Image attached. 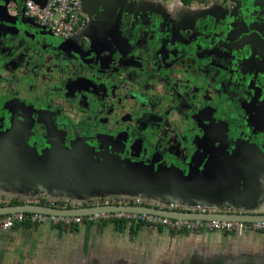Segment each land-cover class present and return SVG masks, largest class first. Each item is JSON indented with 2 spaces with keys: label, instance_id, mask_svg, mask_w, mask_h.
<instances>
[{
  "label": "crops",
  "instance_id": "1",
  "mask_svg": "<svg viewBox=\"0 0 264 264\" xmlns=\"http://www.w3.org/2000/svg\"><path fill=\"white\" fill-rule=\"evenodd\" d=\"M81 1L87 24L76 42L107 54L127 55L135 40L129 35V21H140L137 37L147 35L153 31L146 24L149 13L153 24L157 14L171 19L181 3ZM9 2L7 17L18 19L22 1ZM248 11L255 13L240 17ZM237 15L228 16L215 54L223 94L202 95L205 104L196 108L193 102L185 106L189 95L171 93L168 99L175 105L180 100L181 106L174 108L166 134L162 136L160 121L150 110L139 124L144 143L111 139L114 133L106 129L105 121L62 127L40 118L32 128L27 107L11 100L36 98L32 93L17 95L11 89L16 81L0 78V197L11 206L25 199H39L46 206L139 199L147 207L178 204L264 215V0L242 1ZM139 18L146 20L142 23ZM21 27L37 32L29 19L22 18ZM26 52L18 64L28 61L31 49ZM129 72L136 80L142 77L133 69ZM217 95L224 96L225 107L211 103ZM37 97L42 106L54 99ZM72 100L69 107L79 109L77 100ZM55 105L51 103L53 109ZM92 108L98 109L95 104ZM0 264H264V234L241 229L175 233L119 221L85 223L70 230L27 223L0 232Z\"/></svg>",
  "mask_w": 264,
  "mask_h": 264
},
{
  "label": "flooded vegetation",
  "instance_id": "2",
  "mask_svg": "<svg viewBox=\"0 0 264 264\" xmlns=\"http://www.w3.org/2000/svg\"><path fill=\"white\" fill-rule=\"evenodd\" d=\"M21 1L22 14L18 19H9L10 2L0 0V78L6 79V82L15 80V87L12 88L11 84V89L17 95L32 93L30 96L36 98L32 100L34 102L19 97L11 100L27 107V117L34 118V121L33 118L28 120V124L35 128L40 118L45 124L55 122L62 127L75 123L90 126L105 121L106 129L114 133L112 137L117 141L137 144V140L141 139L144 143L146 138L142 136L144 132L139 124L143 123V114L150 110L154 112V118L160 121L162 136L166 134L165 125L168 126L174 108L181 106L180 100L175 105L174 101L168 99L171 93L189 95L185 106L192 102L196 108L204 105L201 99L204 88L192 74L195 75L196 70L201 68L199 61H202L209 81L213 78L217 81V43L222 37L224 25L226 27L228 23L227 18L238 14L244 0H181L179 6L187 10L180 12L182 10L178 6L171 19L165 13L157 14L153 24L149 13L146 24L150 28L152 26L153 31H147V35L141 37H137L141 32L138 26L140 21L131 20L129 35L135 40L130 39L133 42L129 44L128 55L125 52L107 54L92 49L84 42L77 43L75 38L80 31L72 40H61L35 24V33L22 29V18L27 19L23 11L27 0ZM254 1L261 4V0ZM254 13L248 11L240 17L245 19ZM139 19L142 23L146 20ZM83 22L86 26L87 20L83 18ZM22 41L25 44L21 45ZM29 49L28 61L18 64V58L27 54ZM132 69L139 72L141 79L132 78L129 72ZM157 78L166 83V93L162 92V86L154 84ZM222 82L217 87L218 93H222L221 87L225 88ZM2 88H5L4 83ZM217 91L210 88L207 93L215 94ZM38 94L54 99L46 100L48 104L42 106ZM72 99L77 100L79 109L69 107L73 104ZM162 99L166 100L167 108H162ZM51 103L56 104V108L53 109ZM93 104L98 109H93ZM32 107L44 110L35 114ZM66 107L67 111L64 110ZM158 139L164 141L162 137Z\"/></svg>",
  "mask_w": 264,
  "mask_h": 264
},
{
  "label": "built area",
  "instance_id": "3",
  "mask_svg": "<svg viewBox=\"0 0 264 264\" xmlns=\"http://www.w3.org/2000/svg\"><path fill=\"white\" fill-rule=\"evenodd\" d=\"M24 16L31 20L37 27L48 31L54 37L61 40H72L78 31L84 26L83 4L81 0H48L46 3H38L27 0L24 4ZM21 205H44L39 199H25ZM11 206L5 199L0 197V207ZM57 209H83L104 206H145L141 200L109 199L104 201L84 202H52L48 205ZM155 208L174 211L180 213L199 214H232L229 209L219 207L196 206L185 208L178 204H158ZM106 221L127 222L134 225H146L153 228H166L169 231L199 232L204 230L231 233L237 229L244 232H260L264 234V220L262 221H235V220H199L170 218L162 215L134 212H100L82 216L54 215L44 213H13L0 215V232L12 230L27 223L42 225L49 223L55 227L63 229H73L85 223H95Z\"/></svg>",
  "mask_w": 264,
  "mask_h": 264
},
{
  "label": "water",
  "instance_id": "4",
  "mask_svg": "<svg viewBox=\"0 0 264 264\" xmlns=\"http://www.w3.org/2000/svg\"><path fill=\"white\" fill-rule=\"evenodd\" d=\"M114 139V137H110ZM128 144V141H125ZM128 150V147H126ZM44 213L54 215H67V216H82L100 212H134V213H149L162 215L170 218H182V219H199V220H212V219H223V220H235V221H262L264 215H247L242 213L230 214H199V213H180L174 211L161 210L155 207L147 206H104V207H91L83 209H57L46 205H17L0 207V215H7L13 213Z\"/></svg>",
  "mask_w": 264,
  "mask_h": 264
},
{
  "label": "rangeland",
  "instance_id": "5",
  "mask_svg": "<svg viewBox=\"0 0 264 264\" xmlns=\"http://www.w3.org/2000/svg\"><path fill=\"white\" fill-rule=\"evenodd\" d=\"M199 65L201 66V68H199V69H197L196 70V74L194 75V74H192L194 77H196V78H198V83H199V85H201V86H203V88H204V90H202V95H204L205 96V94L207 93V90L208 89H210V88H213L214 89V91H217L218 90V88L217 87H219L220 85H221V82H220V80L218 81V79H217V81L213 78V79H210V81H209V78H208V73H207V71H206V67H204V64H203V62L202 61H199ZM213 75V74H212ZM211 75V76H212ZM217 76V75H216ZM30 78H33L32 76H29ZM189 77V76H188ZM215 77V76H214ZM29 78V79H30ZM189 78H191V77H189ZM195 78V79H196ZM216 78V77H215ZM214 81V82H213ZM154 84L156 85V84H159L160 86H162V92H164V93H166L167 92V85H166V83H162L161 81H160V79H155L154 80ZM202 88V89H203ZM205 91V92H204ZM214 93V92H213ZM215 94H220V93H216L215 92ZM221 94H223V93H221ZM157 101H159V98H158V100ZM200 101V100H199ZM219 101V102H218ZM203 102H204V104H205V100H203ZM224 102H226V100H225V98H224V96L223 95H217V96H214L213 97V99L211 100V103L215 106V107H217V108H223V107H225V105H224ZM160 104H162L161 106H162V108H167L168 107V105H167V103H166V100L165 99H162L161 101H160ZM203 104V103H202ZM79 118H82L83 119V117H79Z\"/></svg>",
  "mask_w": 264,
  "mask_h": 264
},
{
  "label": "trees",
  "instance_id": "6",
  "mask_svg": "<svg viewBox=\"0 0 264 264\" xmlns=\"http://www.w3.org/2000/svg\"><path fill=\"white\" fill-rule=\"evenodd\" d=\"M120 222V221H119Z\"/></svg>",
  "mask_w": 264,
  "mask_h": 264
}]
</instances>
